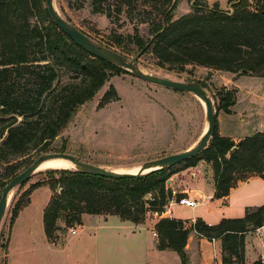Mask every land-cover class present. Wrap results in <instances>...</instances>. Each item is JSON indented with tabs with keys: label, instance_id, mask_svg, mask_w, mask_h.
Here are the masks:
<instances>
[{
	"label": "trees",
	"instance_id": "obj_1",
	"mask_svg": "<svg viewBox=\"0 0 264 264\" xmlns=\"http://www.w3.org/2000/svg\"><path fill=\"white\" fill-rule=\"evenodd\" d=\"M178 1L91 0L94 12L108 18L137 15L139 24L148 25L147 37L137 27L126 35L110 33L111 45L126 49L127 54L150 53L157 66L170 71L197 65L236 75H264V0H229L228 10L218 1L189 0L190 10L174 18ZM127 72L75 43L50 18L45 0H0V194L14 175L30 165L31 155L51 145L80 105L112 76ZM219 96L233 105L236 89H223ZM118 98L110 84L97 107ZM201 159L213 170V197H225L239 174L257 173L264 179V132L234 141L219 134L215 117L214 133L199 153L141 177L46 169L47 179L31 183L15 200L11 223L29 204L32 191L42 185L51 191L42 217L49 241L60 229V219L66 226L80 225L84 213L118 215L121 220L142 223L148 210L164 211L172 197L166 186L171 174ZM262 225L264 204L247 206L242 217L222 218L215 224L200 217L192 222L162 217L154 224L156 248L174 251L181 264H187L185 245L195 232L221 239L222 264H244V235Z\"/></svg>",
	"mask_w": 264,
	"mask_h": 264
},
{
	"label": "rangeland",
	"instance_id": "obj_2",
	"mask_svg": "<svg viewBox=\"0 0 264 264\" xmlns=\"http://www.w3.org/2000/svg\"><path fill=\"white\" fill-rule=\"evenodd\" d=\"M207 1L211 4L213 0ZM222 1L220 7L228 10L229 0ZM53 2L65 20L87 34L99 46L124 54L127 62L135 55L127 54L124 48L111 45L110 33L126 35L133 33L137 27L139 33L147 37L148 25L139 24L137 15L130 19L121 13L117 18H108L104 13L93 11L91 0ZM189 10L190 1L179 0L174 18ZM135 64L147 75L203 87L211 98L217 128L218 122L223 121L231 112L234 104L227 105L219 96V91L232 89L233 82L230 78L233 74L197 65H187L180 72L170 71L157 66L150 53L139 55ZM237 83L238 86L243 85L244 94L240 96V104L246 103L240 115L261 118L264 111V75L250 78L242 76ZM110 84L115 87L119 98L98 108L97 104ZM206 125L205 109L193 93L147 82L129 71L112 76L91 100L80 105L51 145L46 150L31 155L30 161L44 153L64 152L81 162L119 171L141 166L147 161L194 146ZM252 128L245 127L250 132L248 134L255 132ZM259 130H264V127H259ZM68 170H79V167ZM238 176H246V173ZM44 179H47L45 170L37 171L22 186L18 185L12 190L0 221V264H180V258L174 251L151 252L148 247L152 238L150 233L146 235L144 232L145 244L134 237L102 235L104 229L96 227L93 218L88 215L81 228L77 224L66 226L60 219V229L55 232L53 241L47 240L40 210L44 197L51 195L47 187L33 191L30 194V202L32 198L33 204L24 212L22 208L11 223V209L17 197L31 183ZM263 186L264 184L257 182L250 184V187L258 189ZM147 197L150 198V195ZM213 205L198 204L195 208L181 209L180 213L182 216H191L205 213L210 207L209 217L213 218L217 213ZM25 215L29 216L28 219ZM72 229L76 230V234L71 233Z\"/></svg>",
	"mask_w": 264,
	"mask_h": 264
},
{
	"label": "crops",
	"instance_id": "obj_3",
	"mask_svg": "<svg viewBox=\"0 0 264 264\" xmlns=\"http://www.w3.org/2000/svg\"><path fill=\"white\" fill-rule=\"evenodd\" d=\"M214 1H218L220 5H222L223 2L222 0H213L212 2ZM231 74L233 75L230 80L233 82L232 88L236 89V100L231 108V112L226 115L227 117L223 121L218 122V132L220 135L229 136L234 141H238L254 133L248 134L250 132L245 129L246 126L253 127L252 131L255 132L258 131L259 127H264V111H262L263 115L259 119L240 115L243 109H245L246 103L240 104V96L244 94L242 91L243 85L241 84L238 86L237 81L241 79L242 76H247V78L251 76ZM252 123L254 126H251ZM259 131L264 132V130ZM191 147L193 146L191 145L186 149ZM169 179L170 181L166 185H169L167 188L171 190L172 197L171 200L168 199L169 203L165 205L164 211L161 213L148 210L145 214L144 221L138 224L121 220L118 215L84 213L81 217L82 223L78 225V227H82L83 220L88 215L90 216L89 218H93L96 227L104 229L102 235L114 234L118 238L120 236L134 237V239H138L140 243L145 244L144 232H146V235L150 233L152 238L151 244L148 247L151 249V252L157 250L156 252L165 253L169 252V250H158L156 248L157 236L153 233L155 232L154 224L162 217L182 219L191 222L197 217H200L208 224H215L222 218H233L235 216L244 215V210L247 206H260L264 204V186L259 187V189L250 187V184L253 182L264 184V179L257 173H246V176L243 177L237 175L235 184L230 188L228 195L221 198L213 197L215 192L213 170L211 164L203 159L199 160L194 166L177 170L171 174ZM42 187L48 188L47 185H42L36 189ZM48 190L50 189L48 188ZM178 194L187 196L190 199H196L197 203L193 208L198 204H202L203 206L214 204L213 207L217 210V213L213 218H210L211 208L208 207L205 213L182 216L180 210L185 208L189 209V207L179 206L175 203L174 199ZM49 198V194L46 195L40 205L42 217L43 209L49 201ZM32 204L33 199L31 198V202L24 207L23 212ZM27 216L28 215H25V217ZM28 217L26 219H28ZM185 250L188 257L187 264H222L221 239L218 237H215V241L212 242L210 238L192 232L187 238ZM255 261H261L264 264V225L244 235V264H253Z\"/></svg>",
	"mask_w": 264,
	"mask_h": 264
},
{
	"label": "water",
	"instance_id": "obj_4",
	"mask_svg": "<svg viewBox=\"0 0 264 264\" xmlns=\"http://www.w3.org/2000/svg\"><path fill=\"white\" fill-rule=\"evenodd\" d=\"M45 7L50 16V18L55 22V24L63 30L67 35L71 37V39L85 49L89 54L98 57L102 60L112 62L117 64L118 66L132 72L137 77L163 87L179 90V91H186L193 93L197 98L203 100V107L205 109L206 119H207V126L203 130L202 134L200 135L198 141L195 145L189 149L183 150L181 152H176L173 154H169L163 157H159L146 163L142 164L139 171L136 172H118L114 170H107L100 166L84 163L75 158L74 156L64 153V152H49L39 155L22 171L14 175L3 187L1 194H0V221L4 215V212L7 207V203L9 197L11 195L12 190L18 186L23 181L27 180L31 175L38 171L42 162L50 158H62L65 159L76 166L79 167V170L92 173L95 175H101L110 178H124V177H141L149 172L154 170L168 167L180 163L193 155L199 153L203 148L206 147L210 137L214 133L215 128V113L213 109V105L211 102V98L207 95L205 89L197 84H190L178 80L168 79L164 77H158L153 75H147L142 73L135 64L136 58L139 57L140 53H137L135 57L130 60L126 61L121 54L116 51L109 50L103 46H99L96 44L91 38L82 32L77 27L70 24L67 20H65L59 12L56 10L53 0H45ZM57 169V168H54ZM170 179L166 181L168 184ZM148 196V195H147Z\"/></svg>",
	"mask_w": 264,
	"mask_h": 264
},
{
	"label": "bare ground",
	"instance_id": "obj_5",
	"mask_svg": "<svg viewBox=\"0 0 264 264\" xmlns=\"http://www.w3.org/2000/svg\"><path fill=\"white\" fill-rule=\"evenodd\" d=\"M198 100L201 103V105L203 106V100H201L199 98H198ZM75 167H76L75 164H73V163H71V162H69V161H67L65 159H62V158H50V159H47L44 162H42V164L40 165L38 171H42V170H46V169H54V168H57V169H74ZM140 167L141 166L139 165V166H134V167H130V168H127V169H122V170H119V171L120 172H136V171L140 170Z\"/></svg>",
	"mask_w": 264,
	"mask_h": 264
},
{
	"label": "built area",
	"instance_id": "obj_6",
	"mask_svg": "<svg viewBox=\"0 0 264 264\" xmlns=\"http://www.w3.org/2000/svg\"><path fill=\"white\" fill-rule=\"evenodd\" d=\"M175 203L179 206H184V207H189V208H193L195 205H196V199H190L189 197L187 196H181V197H177L176 200H175ZM168 209V208H167ZM166 209V210H167ZM71 233L72 234H75L76 233V230L75 229H72L71 230ZM154 235H156V232H153ZM212 242L215 241V238H211L210 239Z\"/></svg>",
	"mask_w": 264,
	"mask_h": 264
}]
</instances>
